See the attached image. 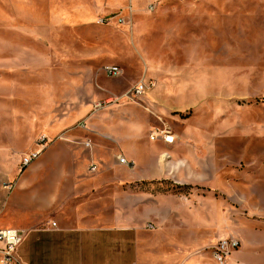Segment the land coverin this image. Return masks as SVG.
Listing matches in <instances>:
<instances>
[{
	"label": "rangeland",
	"instance_id": "374dc122",
	"mask_svg": "<svg viewBox=\"0 0 264 264\" xmlns=\"http://www.w3.org/2000/svg\"><path fill=\"white\" fill-rule=\"evenodd\" d=\"M140 80L152 82L141 97L94 115L132 118L135 155L165 150L177 164L139 186L191 205L189 264H217L223 237L241 242L227 264H264V0H0V169L31 151L20 142L50 140L52 126L90 117L95 101ZM156 127L176 143L158 149Z\"/></svg>",
	"mask_w": 264,
	"mask_h": 264
},
{
	"label": "crops",
	"instance_id": "0c3cea01",
	"mask_svg": "<svg viewBox=\"0 0 264 264\" xmlns=\"http://www.w3.org/2000/svg\"><path fill=\"white\" fill-rule=\"evenodd\" d=\"M106 120L101 114L93 127L52 126L40 157L25 169L21 152L7 155L9 168L0 169V226L28 231L18 251L26 264H189L197 246L191 205L170 191L139 186L168 179L177 164L163 159L165 150L147 160L135 155L132 118L122 125ZM36 144L33 137L15 149ZM120 154L131 164L120 163ZM92 164L98 168L91 170ZM10 182L12 189L5 186Z\"/></svg>",
	"mask_w": 264,
	"mask_h": 264
},
{
	"label": "built area",
	"instance_id": "2783aa9c",
	"mask_svg": "<svg viewBox=\"0 0 264 264\" xmlns=\"http://www.w3.org/2000/svg\"><path fill=\"white\" fill-rule=\"evenodd\" d=\"M104 18L100 22H104ZM123 19L120 18V22ZM106 72L111 76H120L123 69L118 64H111L106 66ZM152 82L146 80H140L137 84L127 89L122 96H117L115 98H110L106 100H98L94 102V112L102 110L113 103H116L122 97L135 100L137 97H141L145 91L150 88ZM78 126L87 128L85 122L81 121ZM150 139L154 141H162L167 145H174L177 141L176 135L169 129L154 128L150 133ZM48 138L45 135H41L37 140L36 149L31 150L21 159V168L25 169L30 166L34 161H36L42 151L44 150ZM86 146H90L91 143L87 141ZM120 163L130 165L131 163L127 158L120 154L118 155ZM98 168L97 164H92L91 170H96ZM5 186L9 189L14 187L13 183H6ZM52 226H56V221H53ZM150 228H153V224H149ZM28 231L25 229L16 228L13 226H0V264H26L19 256V247L25 240ZM241 242L235 237H223L219 239L217 244L212 248V255L217 262V264H227L234 250L239 248Z\"/></svg>",
	"mask_w": 264,
	"mask_h": 264
}]
</instances>
